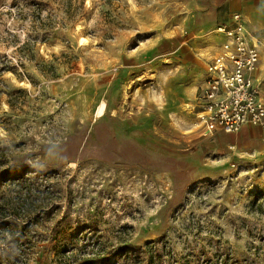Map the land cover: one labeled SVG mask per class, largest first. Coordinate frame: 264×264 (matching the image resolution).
Wrapping results in <instances>:
<instances>
[{"label": "rangeland", "instance_id": "rangeland-1", "mask_svg": "<svg viewBox=\"0 0 264 264\" xmlns=\"http://www.w3.org/2000/svg\"><path fill=\"white\" fill-rule=\"evenodd\" d=\"M188 1L0 0V264H264V154L203 132Z\"/></svg>", "mask_w": 264, "mask_h": 264}, {"label": "built area", "instance_id": "built-area-1", "mask_svg": "<svg viewBox=\"0 0 264 264\" xmlns=\"http://www.w3.org/2000/svg\"><path fill=\"white\" fill-rule=\"evenodd\" d=\"M234 26L218 25L217 30L228 37L223 50L210 61L205 88L200 90L199 114L205 135L221 131L238 133L246 124L264 128V102L261 85L246 73L259 60L254 45L246 42L241 14L233 15Z\"/></svg>", "mask_w": 264, "mask_h": 264}, {"label": "crops", "instance_id": "crops-1", "mask_svg": "<svg viewBox=\"0 0 264 264\" xmlns=\"http://www.w3.org/2000/svg\"><path fill=\"white\" fill-rule=\"evenodd\" d=\"M187 3L189 6H183L187 15L181 27L191 28L190 31L199 40L197 46L200 51L209 54L211 59L222 52L223 44L228 41V37L217 30V26L224 24L232 28L233 15L241 14L246 42L254 45L259 52L255 68L247 72L246 76L261 85L260 99L264 102V0H189ZM241 130V135L247 137L253 152L264 154V128L246 124Z\"/></svg>", "mask_w": 264, "mask_h": 264}, {"label": "bare ground", "instance_id": "bare-ground-1", "mask_svg": "<svg viewBox=\"0 0 264 264\" xmlns=\"http://www.w3.org/2000/svg\"><path fill=\"white\" fill-rule=\"evenodd\" d=\"M202 55V54H201ZM105 109V103H103L99 108V113H102Z\"/></svg>", "mask_w": 264, "mask_h": 264}]
</instances>
